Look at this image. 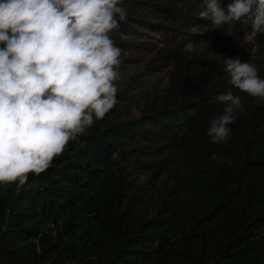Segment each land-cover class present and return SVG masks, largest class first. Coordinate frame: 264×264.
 I'll use <instances>...</instances> for the list:
<instances>
[{
    "label": "trees",
    "instance_id": "1",
    "mask_svg": "<svg viewBox=\"0 0 264 264\" xmlns=\"http://www.w3.org/2000/svg\"><path fill=\"white\" fill-rule=\"evenodd\" d=\"M123 6L136 16L115 31H130L132 19L175 39L161 56L172 61L168 84L156 98L145 80L126 91L137 78L121 60L114 108L25 184L0 183V264H264V99L231 85L221 66L226 55L263 69L264 33L241 45L250 24L217 28L199 16L203 0ZM214 36L220 52L205 49ZM189 40L193 53L183 51ZM229 89L243 110L230 138L213 143L206 128Z\"/></svg>",
    "mask_w": 264,
    "mask_h": 264
},
{
    "label": "clouds",
    "instance_id": "2",
    "mask_svg": "<svg viewBox=\"0 0 264 264\" xmlns=\"http://www.w3.org/2000/svg\"><path fill=\"white\" fill-rule=\"evenodd\" d=\"M125 16L123 0H0V183L23 185L28 173L43 172L119 102L122 50L109 34ZM199 16L217 28L247 21L241 45L264 33V0H203ZM195 48L191 40L183 45L187 53ZM221 66L231 85L264 99V77L250 60L225 55ZM216 100L223 110L206 134L220 143L243 105L231 89Z\"/></svg>",
    "mask_w": 264,
    "mask_h": 264
},
{
    "label": "rangeland",
    "instance_id": "3",
    "mask_svg": "<svg viewBox=\"0 0 264 264\" xmlns=\"http://www.w3.org/2000/svg\"><path fill=\"white\" fill-rule=\"evenodd\" d=\"M137 10H126V15L136 16ZM138 16H143L151 20L150 15L146 16V12H138ZM153 21V20H152ZM129 24V25H128ZM128 29L127 33H119L113 30L109 35L111 39L119 40L116 46L122 50L120 59L122 63L131 69L135 73L137 81H133L132 85L126 91L135 90L139 80H145L146 85L144 91L156 98L162 93V89L168 84L170 74L174 71L172 61L167 57H161L166 55L168 50L174 45L175 39L170 36H165L157 27L156 30L151 25L144 23H136L130 19L127 21ZM131 28H135L133 32ZM201 33H211L213 36L214 29H207L206 27H198L192 29ZM138 31V32H137ZM133 32V33H131ZM166 33V32H165ZM123 42V43H122ZM208 51H221L222 45L217 44L215 36L210 40V43L206 45ZM160 55V57H159ZM248 60V59H246ZM255 64L258 73H264L263 69L255 60H250ZM257 73V74H258ZM132 115L137 116V109H133ZM147 172L142 173V177L146 178ZM150 186L154 192L161 186V178L158 172L154 173L151 177Z\"/></svg>",
    "mask_w": 264,
    "mask_h": 264
}]
</instances>
